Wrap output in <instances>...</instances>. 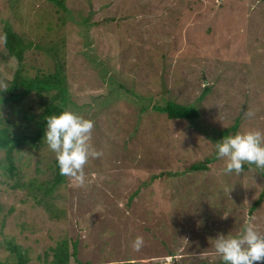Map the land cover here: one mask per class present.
I'll use <instances>...</instances> for the list:
<instances>
[{
	"label": "rangeland",
	"instance_id": "rangeland-1",
	"mask_svg": "<svg viewBox=\"0 0 264 264\" xmlns=\"http://www.w3.org/2000/svg\"><path fill=\"white\" fill-rule=\"evenodd\" d=\"M18 1L0 0V34L8 25L42 45L49 34L60 46L67 109L94 120L91 145L101 155L85 165V185L66 177L55 190L60 220L0 176L1 260H16L7 249L13 242L29 250L28 264H44L50 247L67 239L71 249L78 241L80 260L94 264H201L219 259L213 238L237 234L249 217L264 234V199L250 210L264 191L262 172L227 174L214 149L236 121L238 131L264 129V0H64V12L43 0L50 32L27 24L26 3L14 14ZM40 1L27 4L43 15ZM17 67L13 58L0 62V82ZM164 99L194 104L200 118L171 120L152 109ZM209 157V169L192 170ZM55 160L46 144L25 149L21 181L50 180L55 171L40 175L36 166L45 171ZM137 235L145 241L139 251L130 243Z\"/></svg>",
	"mask_w": 264,
	"mask_h": 264
},
{
	"label": "trees",
	"instance_id": "trees-1",
	"mask_svg": "<svg viewBox=\"0 0 264 264\" xmlns=\"http://www.w3.org/2000/svg\"><path fill=\"white\" fill-rule=\"evenodd\" d=\"M51 1L64 12L66 9L64 0ZM19 2L26 3L28 8L23 11V14H25V18H27V24L31 23L34 30L37 29L36 27L44 28L47 30L46 32L53 30L52 25L47 20L49 15H45L47 6L42 3L43 0L40 1L37 7L42 12L44 10L43 15H40L39 11L36 13L37 10H35L34 6H29L32 4L33 0H19L12 4V12L14 14H20L22 12ZM62 11L58 9L57 14H61ZM47 14H49V12H47ZM58 17L61 23H65L63 15H59ZM209 31H211V29H209ZM39 36L40 34L38 37ZM41 36H43V41H45L47 37L46 45L35 42L25 31L24 33L14 31L13 28L8 25L2 29V33L0 34V43L2 46L0 62L8 63L11 58H13L18 63V67L12 71L13 78L11 80L3 78V83H6L7 86H0V152L3 153L2 157L0 155V176L4 175L6 177L4 181L6 183H9L10 180L13 181V184H11L12 189L22 188L28 190V195L31 196L32 194V196H34L36 205L45 206L52 219L60 220L64 216V211L58 208L56 204L57 198L54 196V193L60 184L65 182L66 176L60 174L56 160L45 166V171L42 170L40 161L37 162L36 169L40 175L48 173L49 171H55L50 180L45 179L40 181L39 177H35L29 178L28 181L24 183L21 181L22 171L27 164L22 161L25 149H31L37 145H45L43 142L46 127L45 117L47 115L59 114L61 111L67 109L68 90L66 86V74L64 72L65 65L60 62L62 58L59 52L60 46L52 45V37H49V34H42ZM43 55H46V59L43 61L45 66L36 67L35 76L30 74L33 73L29 71L30 68H35V65H32V63L36 64ZM251 58L253 63L257 61L256 54H253ZM49 62L51 68L45 71V68L50 67L47 66ZM130 93L136 98L138 97V99H136L138 101L143 99L132 90H130ZM148 107H150L149 101L147 104L143 105V110ZM152 109L167 115L171 120H185L196 123V120L200 118V110L194 104L177 103L170 99L157 101ZM239 126L240 121H236L231 129L220 132L219 138L221 139L225 135L231 134L230 132L235 134L238 132ZM213 161L214 158L209 157L204 162L193 164L191 168L194 171H204L209 169L208 165ZM250 168H255V166H244V169ZM260 171L262 172V176H264V170ZM159 176L160 175H154L152 181L158 179ZM138 194L139 191H136L132 199ZM263 199L264 191L259 200L251 207V212L258 207ZM2 209L3 205L0 201V213ZM10 210L14 211V207H11ZM3 224L5 225V222H3ZM7 249L11 253L10 256H14L16 259L10 264H28L31 262L30 253L27 248L15 245L13 242H7ZM49 252H52V254L49 255ZM49 252H46L43 259L44 264H94L90 260L82 261L79 259L78 241L76 240L72 243V249L69 241L63 239L58 241L55 246L50 247ZM0 264L9 263L8 260L0 259ZM102 264L136 263L128 261L105 262ZM175 264L189 263H186V260L180 258L176 259ZM201 264H223V262L220 258L207 257ZM257 264H261V262H257Z\"/></svg>",
	"mask_w": 264,
	"mask_h": 264
},
{
	"label": "clouds",
	"instance_id": "clouds-1",
	"mask_svg": "<svg viewBox=\"0 0 264 264\" xmlns=\"http://www.w3.org/2000/svg\"><path fill=\"white\" fill-rule=\"evenodd\" d=\"M0 86L7 85L0 82ZM45 120L43 141L55 154L60 174L75 184L85 185L88 182L85 165L90 158L101 155L91 145L94 120L71 109L47 115ZM214 149L227 174H240L245 165L264 170V129L251 128L225 135L214 143ZM255 219L249 217L235 235L232 231L219 233L212 239L214 251L223 264H264V234L258 230ZM130 243L133 250L139 251L145 241L142 235H137Z\"/></svg>",
	"mask_w": 264,
	"mask_h": 264
}]
</instances>
